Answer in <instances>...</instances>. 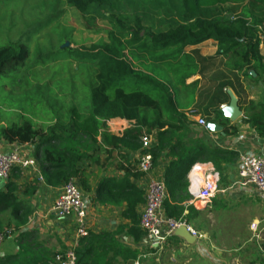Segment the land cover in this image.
Returning <instances> with one entry per match:
<instances>
[{"label":"trees","instance_id":"trees-1","mask_svg":"<svg viewBox=\"0 0 264 264\" xmlns=\"http://www.w3.org/2000/svg\"><path fill=\"white\" fill-rule=\"evenodd\" d=\"M64 1L79 14L86 15L94 8H108L117 0ZM133 1L152 13H163L167 17V28L154 32L143 27L139 19L110 21L103 42L68 49L70 57L80 63L79 67L87 64L94 71L89 80L73 81L69 102L59 103L52 92L49 93L52 98L44 101L48 112L43 113L42 124L37 120L32 123L33 119L24 116L17 123H0V142L30 146L41 182L49 187L81 180L80 162L105 166L114 150L124 163L117 167L123 176L101 179L94 197L101 205H123L121 215L129 224L114 232L88 231L72 248L74 264H134L139 260L140 253L119 243L117 236L124 232L137 243L143 235L136 212L144 202L143 191L130 183V178L136 179L142 173L128 162V155L124 153V149L141 150L143 135L153 139L147 150L152 156L153 169L164 152L169 160L163 175L166 197L162 208L166 217L174 221H188V214L195 211L184 205L190 198L187 174L193 163L203 160L219 171L222 165L237 159L236 152L210 149L202 143L191 144L180 135L190 123L188 114L190 118H203L206 124L220 125L226 137L236 136L238 128L230 124L220 107L230 102L226 93L228 87L236 96L240 91L245 92L243 84L238 82L239 77L235 81L237 92L231 81H221L225 78L222 76L204 111L194 107L183 111L180 100L189 99L198 84L194 81L187 85L186 81L200 74L204 62L209 60L200 57L195 50L187 52L188 47L213 40L217 44L216 55L226 60L227 67L241 73L249 85L262 83L261 101L256 105L251 103L252 112H247L241 123L264 139V81L260 80L264 75V54L261 53L264 0ZM27 55L22 44L0 46V75L20 67ZM250 72H254L255 77H251ZM114 119L125 120L133 126L120 137L112 135L106 124ZM10 174L13 179H19L21 169L14 168ZM38 184L39 180L34 179L24 187L21 196L34 195ZM82 188L90 191L83 183ZM18 191L19 186L11 180L0 190V234L6 241L17 233L14 237L16 252L0 255V264H56L55 258L60 253L42 245L36 231L23 229L32 209L29 201L18 198ZM185 210L187 215H184ZM3 215H7L6 222Z\"/></svg>","mask_w":264,"mask_h":264},{"label":"crops","instance_id":"crops-1","mask_svg":"<svg viewBox=\"0 0 264 264\" xmlns=\"http://www.w3.org/2000/svg\"><path fill=\"white\" fill-rule=\"evenodd\" d=\"M194 50L198 52L200 57L209 58V60L204 62L200 74L192 76L186 81L187 85L194 81H197L198 84L189 99L180 100L182 110L194 107L198 111H204L203 108L206 106L208 98L216 89L222 76L225 78L221 81H231L233 89L238 92L235 81H238L237 77H239L240 81L238 82L243 84L245 92L240 91L237 94L239 96H236L231 87L226 90L228 97L233 95L237 100L240 115L237 119L229 121L230 124L236 125L239 132L234 137H226L224 134L205 130L197 124V117L190 118L186 114L190 123L180 135L188 143H202L210 149L233 151L237 155L264 156V139L258 137L257 133L248 125L241 123V120L246 118L247 112H252L251 103L256 105L261 101L262 83L257 81V84L250 83L251 85H249L241 73L239 74L227 67L226 60L216 55L217 44L213 40H206L186 49L187 52ZM261 53L264 54L263 47ZM250 75L255 77L254 72H250ZM260 80L264 81V75L260 76ZM228 106L229 104L222 111L228 109ZM106 125L107 131L118 137L133 126L130 122L122 119L111 120ZM150 139L153 141L151 137ZM14 147L22 151L27 157L32 158L30 146L0 142V152H8ZM117 153V150L112 152L111 158L107 162L109 166L100 164L97 167L89 161H82L79 164L83 173L81 180L76 179V181L86 203V228L89 232H114L129 224L121 215L124 210L123 205L121 207L101 205L95 201L94 197V191L101 179L105 177L121 178L123 176V172L119 171L117 167L124 163L117 157ZM124 153L128 155V162L136 167L141 150L124 149ZM165 154L166 152L163 153L157 167L153 169L150 175H140L136 179L130 178V183L143 191V199L144 189L150 178H157L163 182L164 171L169 162ZM103 160V155H100V161ZM198 162L214 168L212 164L203 160H197L191 166L187 174V191L190 198L184 205L192 207L195 211L188 214V211L185 210L184 215H189L188 221L185 219H181V221H185L188 225L192 224L193 229L201 235V238H195L193 243H187L173 234L160 248L144 232L137 243H133L122 232L117 236L119 243L131 251L140 253L139 260H135L134 264H264V205L258 199L253 188L240 184L238 160L221 166L219 190L208 205H197L192 201L196 188L191 177H193L192 173L195 168L198 167L195 166ZM9 178L7 181L11 180L19 186L18 198L29 201L32 209L28 223L23 229L36 231L40 243L55 253L72 249L78 240L74 218L58 219L51 212L52 205L60 194L63 184L55 188L46 186L41 182L42 179L37 166L34 169L21 170L19 179H13L11 174ZM34 179L39 180L35 194L23 198L21 192ZM7 181L0 180V190H4ZM82 183L90 187V191H84ZM143 208L144 202L136 209L139 216ZM162 213L164 214L163 208ZM16 234L14 232L0 246V255L16 252L14 242Z\"/></svg>","mask_w":264,"mask_h":264},{"label":"rangeland","instance_id":"rangeland-1","mask_svg":"<svg viewBox=\"0 0 264 264\" xmlns=\"http://www.w3.org/2000/svg\"><path fill=\"white\" fill-rule=\"evenodd\" d=\"M117 18L139 19L154 32L168 26L163 13H152L133 0H117L86 15L64 0H0V46L22 44L28 51L20 67L0 75V123H17L24 116L42 124L48 112L44 101L52 92L59 103L69 102L73 81L89 80L94 71L87 64L79 67L68 49L103 42L109 22Z\"/></svg>","mask_w":264,"mask_h":264},{"label":"built area","instance_id":"built-area-1","mask_svg":"<svg viewBox=\"0 0 264 264\" xmlns=\"http://www.w3.org/2000/svg\"><path fill=\"white\" fill-rule=\"evenodd\" d=\"M224 107L221 106L220 108L223 109ZM197 124L203 129L208 130L203 118L197 119ZM140 142L143 152L140 153L136 168L142 175L147 176L153 171L152 156L147 152L152 144V140L148 136H142ZM237 160L239 164L238 177L240 184L253 188L258 199L264 205V156L239 154ZM195 166L198 167L192 173L193 177H191V181L194 183L196 192L192 201L197 205H208L218 193L220 173L205 163L199 164L198 162ZM35 167L34 160L15 147L8 152H0L1 181H7L14 168L26 170L34 169ZM165 197L166 191L163 182L157 178H150L144 189V208L139 216V225L142 231L160 248L180 227H184L190 236L200 239L201 235L185 221L171 220L162 213ZM51 212L58 219L74 218L77 239L87 235L86 203L74 180H70L62 186L60 194L52 205ZM3 241L4 235L0 234V246ZM74 260L72 249L66 250L55 258L56 264H74Z\"/></svg>","mask_w":264,"mask_h":264},{"label":"water","instance_id":"water-1","mask_svg":"<svg viewBox=\"0 0 264 264\" xmlns=\"http://www.w3.org/2000/svg\"><path fill=\"white\" fill-rule=\"evenodd\" d=\"M66 46L67 45H65L64 47H66ZM229 99H230V102H229L228 109L223 111V115L227 119L233 121V120L238 118V116L240 115V111H239L238 106H237L236 98L233 95H229ZM207 129L209 131L214 132V133H221V135H223V128L216 123H208ZM174 235L179 236L180 238H182L187 243H193L195 241V238L190 236L184 227H180L179 229H177L174 232Z\"/></svg>","mask_w":264,"mask_h":264}]
</instances>
